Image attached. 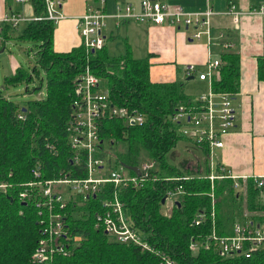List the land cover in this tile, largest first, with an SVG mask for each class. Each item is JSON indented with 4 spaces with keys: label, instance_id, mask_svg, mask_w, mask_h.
Returning <instances> with one entry per match:
<instances>
[{
    "label": "trees",
    "instance_id": "trees-1",
    "mask_svg": "<svg viewBox=\"0 0 264 264\" xmlns=\"http://www.w3.org/2000/svg\"><path fill=\"white\" fill-rule=\"evenodd\" d=\"M30 1L37 15L45 14L43 0ZM55 25L52 20L41 19L30 20L20 28L5 23L0 29L3 41L14 39L15 34L17 40L34 44L38 48L36 61L45 73V78H41L37 67L32 68L31 75L17 68L12 76L5 77V85L31 81L34 76H38L40 86L33 89L34 92L41 88L44 80L46 84L45 97L32 98L24 104L7 97L0 88V183L7 184L4 190L0 189V264H35L42 214L38 213L32 199L19 198L25 184L34 180L86 176L85 157L82 156L79 163L72 159L74 152L67 130L76 97L75 78L86 65L100 79L111 103L136 108L146 115V122L141 126L125 125L120 118L103 119L98 129L102 149L99 155L106 165L116 168L122 164L139 165L145 159L156 161L150 170L151 178L156 177V180L150 179L139 188L129 186L117 190L118 198L126 205L127 215L154 251L112 240L102 228L95 227L98 198L89 196L83 204H77L80 197L76 196L68 200L63 211L67 231L75 238L73 243L65 244L70 253H54L44 264H161L162 256L178 264H264L261 250L245 258L221 255L218 246L212 243L208 249L200 245L190 248L192 240L201 242L213 231L218 236L232 234L239 215L234 210L233 179L211 181L207 177L210 173L207 159L203 163L204 172L200 174L199 170L180 169L168 160L167 152L178 140L187 141L170 121L178 104L192 100L184 93L183 83L152 81L148 57L134 58L129 47L121 55L111 56L104 43L100 49L86 54L81 42L67 52H56L52 46ZM220 59L212 89L214 93L228 94L232 98L239 90L240 56L228 51L222 53ZM257 76L264 81V56L257 60ZM19 113L24 118H19ZM192 144L204 155L208 153L207 148ZM115 147L118 148L115 150ZM165 167L169 174L163 172ZM179 176L189 178L168 179ZM176 186L182 189L180 203L172 204L166 214L162 199ZM225 188L228 194L223 198L225 204L212 200L213 196L222 195ZM247 190V207L259 215L240 216L239 221L264 222V194L252 180ZM196 219H199L198 224H195Z\"/></svg>",
    "mask_w": 264,
    "mask_h": 264
},
{
    "label": "built area",
    "instance_id": "built-area-1",
    "mask_svg": "<svg viewBox=\"0 0 264 264\" xmlns=\"http://www.w3.org/2000/svg\"><path fill=\"white\" fill-rule=\"evenodd\" d=\"M15 1L26 3L29 0ZM43 1L44 15L34 14L26 17L18 11L10 10L0 19V23L5 22L17 27L22 22L48 19L56 24L62 18L60 11L62 0ZM214 14L209 4L203 11H188L181 5L172 6L160 0H140L136 5L117 3L114 11L109 13L105 9L104 0H100L98 6H87L86 11L78 17L76 28L86 54L104 45L105 38L102 31L107 26L108 19H114L116 23L134 21L169 25L186 31L192 28L189 36L192 41H198L205 36L209 42L212 39L211 18ZM225 14L233 16L235 21L242 14L264 16V4L248 11H240L233 2L229 1ZM222 46L227 50L232 45L224 41ZM220 62L218 58H209L205 71H199L195 65L189 64L186 67V73L192 76L197 74L199 80H205L212 85L213 75ZM74 91L76 93L73 100L74 109L67 130L70 132L69 142L74 152L72 159L79 163L82 156L85 157L86 176L77 179L63 177L30 181L19 193L22 201L32 199L38 213L44 215V217L41 215V235L35 247L34 263L44 264L54 253L62 255L70 253V249L65 244L73 243L75 238L71 237L67 231L63 211L68 200L76 196L80 197L77 204H83L89 196L98 198V208L94 209L96 210L95 227L102 228L112 240L132 243L141 247L142 250L154 251L145 235L137 229L127 215L123 207L125 203L118 198L117 190L129 186L139 188L150 179L156 180V177L151 178L150 175V170L155 167L156 161L145 159L136 165L140 171L138 175L122 165L118 168L106 165L104 158L99 155L102 149L99 147L101 141L98 129L103 119L120 118L125 125L141 126L146 122V115L136 108L111 103L107 92L100 85V79L91 72L88 65L75 78ZM18 117L22 119L24 115L19 113ZM170 121L176 124L177 132L184 138L208 148L210 173L207 177L211 181L215 178H231L234 180V188L238 189L243 188L242 182L252 180L259 192L264 194L262 190L264 175H236L213 157L214 151L224 146L225 137L235 128L236 113L232 98L228 94L214 93L209 90L207 94L191 102L180 103L170 115ZM35 175L39 176V173L35 172ZM188 178L189 176H179L168 179ZM107 185H111V188ZM6 187L7 184L0 183L1 190ZM181 192V186L167 191L164 196L165 207L168 205L170 209ZM198 223L199 219H196L195 224ZM211 243L215 247L218 246L221 255H243L245 258H250L255 251H264V222H235L232 234L218 236L213 231L201 242L192 240L190 248L196 249L200 245L208 249ZM162 258L161 264H178L169 257L162 256Z\"/></svg>",
    "mask_w": 264,
    "mask_h": 264
},
{
    "label": "crops",
    "instance_id": "crops-1",
    "mask_svg": "<svg viewBox=\"0 0 264 264\" xmlns=\"http://www.w3.org/2000/svg\"><path fill=\"white\" fill-rule=\"evenodd\" d=\"M139 1L104 0V5L106 11L110 13L114 11L117 3L136 5ZM160 1L172 6L181 5L188 11H203L209 4L215 12L211 18V41L208 42L205 36L199 42L192 41L189 37L192 28L182 31L169 25L134 21L116 23L114 19H108L107 26L102 31L106 52L111 56L121 55L129 47L134 58L148 57L149 75L152 81L182 83L183 81L177 79V74L183 70L186 79L187 65L193 64L197 68L199 65L205 66L209 58H220L222 53L228 51L238 53L239 90L232 97L236 123L234 130L225 137L224 146L216 149L220 153L218 161L236 175H264V81L257 76V60L264 56V16L242 14L235 21L233 16L225 14L229 1L233 2L238 10L248 11L264 4V0ZM88 5L98 6L99 1L62 0L60 6L62 18L56 23L52 34L54 51L67 52L80 45L81 38L76 24L78 17L86 11ZM10 10L18 11L26 17L35 14L30 2L15 3L11 0H0V19ZM122 28L125 31L124 36L119 35ZM129 29L135 35L137 42L133 40ZM224 41L230 43L231 48L223 49ZM155 68H159L160 78L151 76ZM196 78H198L197 74H194L191 79ZM199 81L207 83L205 80Z\"/></svg>",
    "mask_w": 264,
    "mask_h": 264
},
{
    "label": "rangeland",
    "instance_id": "rangeland-1",
    "mask_svg": "<svg viewBox=\"0 0 264 264\" xmlns=\"http://www.w3.org/2000/svg\"><path fill=\"white\" fill-rule=\"evenodd\" d=\"M98 1H100V0H98ZM11 2L18 3L15 0H11ZM28 2H31V1L29 0ZM35 15H37V14L35 13ZM4 24H5V22L0 23V29H1V26ZM24 24H26V22L20 23L19 28ZM180 30L184 31V29H180ZM129 32H130V34H132L130 29H129ZM119 33H120L119 35L124 36V34H125L124 28H122L121 31H119ZM131 36H133L132 37L133 40H135L137 42V40L135 39V35L132 34ZM12 37H14V39H9V40L3 41V37L1 38V36H0V88H2V92L7 97H10L14 101L22 103V104H24L27 100H30L32 98L45 97L46 96L45 80H44L40 89H37L36 92L33 91V89L40 87L39 81H38V76H34L31 81L28 80L26 82L22 81V82H19L17 84H13V85H8V86L5 85V77L12 76L15 73L17 68H20L21 70H25L26 72L29 73V75H31L32 74V68L37 67L40 71V77L45 78L44 69L36 61L35 51H37L38 48L36 46H34V44H32L30 41H26V40L21 41L19 39L17 40L15 34ZM194 41L199 42V40L198 41L194 40ZM212 51H213V55H215L214 54L215 52L213 49H212ZM134 55L138 56L137 53H134ZM218 59L221 60L220 58H218ZM197 68H198L197 70L205 71V66H203V65H199V66H197ZM158 71H159V68H155V71H153L151 76L160 78V74ZM183 74H184V71L181 70V73L177 74V79L183 81L184 92L186 95L190 96L192 98V100L199 98L203 94H207L209 92V90L213 91L212 85L209 84L208 82L207 83L206 82H200L198 80V78L191 79L193 77L192 75H187L186 78L190 77L189 78L190 80L188 79V81H185V76ZM217 74H218V71H215V75H217ZM26 89H28V92H26ZM202 147L207 148L205 146H202ZM116 148H118V147H115L113 149L116 150ZM119 148H121V147H119ZM113 149H110V150L113 151ZM115 150H114V152H115ZM167 154L169 155V157H168L169 162L171 161V163L174 164L175 166L179 167L180 169L185 168V169H189L192 171L199 170L198 174L204 172L203 163L206 161L207 158H208L207 160L209 162L208 153L206 155H204L200 148L193 146L192 143H189V141L188 140L186 141L185 139H179L178 142L174 145V147L171 148V150L167 152ZM213 157H215V160L218 161V158H220V153L218 150L214 151ZM130 166L137 167L136 165H130ZM198 166H200V167H198ZM163 172H165L166 174L170 173L166 170V167L163 168ZM219 181H220V183L226 184V182H224V181H221V180H219ZM248 182H249V180H247L246 182H242L241 185L243 186V188H238V189H235V191H234V193H236V197H234L235 200H233L234 205H235L234 210L239 215L238 219H236L235 222L239 221L240 216L244 217V216H249L252 214L259 215L256 212V210H249L247 207V199H248L247 185H248ZM225 197H228L226 188H225V191L222 195H219L217 197L213 196L212 200L223 201V198H225ZM176 199H177V197H176ZM178 203H180L179 197H178L177 201H174L173 204H178ZM222 203H224V201ZM222 203H221V205H222ZM169 205H171V204H169ZM125 206L126 205H123L124 208H125ZM166 206L167 207L163 208V212L168 214L171 211V209L168 208V205H166Z\"/></svg>",
    "mask_w": 264,
    "mask_h": 264
},
{
    "label": "water",
    "instance_id": "water-1",
    "mask_svg": "<svg viewBox=\"0 0 264 264\" xmlns=\"http://www.w3.org/2000/svg\"><path fill=\"white\" fill-rule=\"evenodd\" d=\"M189 78L190 77L186 78L185 80H188ZM122 166L125 167V168H127V169H130V170L135 171L138 175L140 174V171H139V169L137 167H134V166L132 167L130 165H125V164H122ZM164 200L165 199L162 200V203H164Z\"/></svg>",
    "mask_w": 264,
    "mask_h": 264
}]
</instances>
